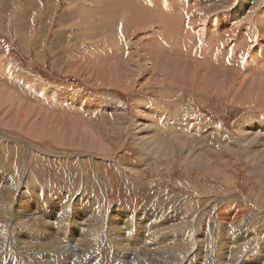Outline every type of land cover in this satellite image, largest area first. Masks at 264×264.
<instances>
[{
	"label": "rangeland",
	"instance_id": "rangeland-1",
	"mask_svg": "<svg viewBox=\"0 0 264 264\" xmlns=\"http://www.w3.org/2000/svg\"><path fill=\"white\" fill-rule=\"evenodd\" d=\"M121 1L114 0L115 11L109 12L106 0H0V91L14 94L18 103L41 116L37 127L32 122L20 129L0 124V235L12 231L5 225L18 228L12 224L10 202L46 192L43 197H59L55 203L70 205L64 211L67 219H77L74 212L83 218L91 211L94 222L109 218L133 238L136 230L130 223L143 214L161 222L160 232L187 236L180 239L188 242L178 245L189 251L175 253L172 264H228L219 253L222 240L230 238L232 244L225 248H233L239 258L230 264H258L264 249V76L254 73L259 68L264 72V0H167L163 7ZM186 12L199 15L191 29L181 25ZM137 35L146 40L136 41ZM128 43L132 50L127 57L96 52H116L117 45L126 51ZM148 44L167 57L154 71L141 62L150 73L140 74L128 91L76 74L94 77L92 73L116 65L129 69L131 53ZM205 49L216 51V63L226 68L214 64L215 70L203 73L192 55L172 56L198 51L199 63ZM101 57L109 61L99 63ZM220 77L212 83L216 90L204 86ZM245 95L253 99L251 105L239 104ZM151 143L170 151L164 157L158 149L154 155L147 149ZM51 199V216L60 217L59 205ZM98 228V247L77 261L108 259L105 253L115 235L108 236L104 223ZM198 240L200 254L193 253ZM16 244L0 245V264H46L52 249ZM119 255L111 253V260L136 264Z\"/></svg>",
	"mask_w": 264,
	"mask_h": 264
},
{
	"label": "bare ground",
	"instance_id": "bare-ground-1",
	"mask_svg": "<svg viewBox=\"0 0 264 264\" xmlns=\"http://www.w3.org/2000/svg\"><path fill=\"white\" fill-rule=\"evenodd\" d=\"M121 1V0H120ZM131 2H133V6L137 4L139 5H146L148 3H153L154 5H158L159 7H163L165 2H170L167 0H129ZM180 3H183L184 0H178ZM122 2V1H121ZM172 2V1H171ZM191 2V1H190ZM106 7L105 9H110L109 12L111 11H115L114 9V0H106ZM172 4V3H171ZM194 4V2L192 3ZM137 5V6H139ZM180 5V4H179ZM199 5V3H198ZM197 5V6H198ZM81 9H78L79 12L83 13V7L82 5ZM189 7V6H188ZM79 8V7H78ZM144 8V7H143ZM255 8V7H254ZM144 10H146V8H144ZM107 12V11H106ZM108 13V12H107ZM111 15V14H110ZM186 19L181 23V25L183 26V29L188 28L191 29V27H193L199 20V15L196 14L195 12H186ZM112 16H107V22L110 21V19L113 17ZM191 18L193 19V23L191 22ZM184 19V18H183ZM263 19H261L262 21ZM151 22V21H150ZM263 22V21H262ZM83 23V22H82ZM231 24H233V22H231ZM107 28L109 30L113 29V26L110 24H106ZM150 27V26H149ZM220 27V25H219ZM111 28V29H110ZM124 27H122L123 29ZM221 29H218L217 31H220ZM126 31V30H125ZM135 32V31H134ZM133 32V33H134ZM131 34V31L129 33V36ZM214 34V32L212 33ZM226 34V33H225ZM127 35V32H126ZM132 35V34H131ZM128 36V35H127ZM216 36V35H214ZM214 36L212 35V39H214ZM227 36V35H226ZM222 38L225 37V35L222 34L221 36ZM228 37V36H227ZM136 41L139 40H143V37H139V35H137L136 37ZM164 38V37H163ZM221 38V39H222ZM226 38V37H225ZM231 38V37H230ZM131 40V39H130ZM146 39H144L143 41H145ZM132 42V41H131ZM134 44V42H132ZM139 43V42H138ZM126 45V44H125ZM140 45V44H139ZM146 45V44H143ZM120 47V50L114 52L113 50H111L110 52H108L107 50H103V51H96L99 53H103L109 56L112 55H125L126 53V57L129 55V52L132 50V45H129L128 43V48L125 51V48L121 45H117L114 47ZM148 47H144V48H139V50L136 52V54H134V52L131 53L130 56H132V58L130 59L131 62V66L128 67L125 65V69L124 66L121 65H116L114 66L111 70H105L102 73L98 74L96 72V74L92 75L94 77H91L89 74L85 73V72H81V71H77L76 74L77 75H81L84 76L85 78L88 79V81H93L96 80L97 82H99L100 84H104L107 83L110 86H115V87H119L120 90H130L131 87L133 85H135L136 83L139 82V80H137V77L140 76V74L142 75L143 73H150V71L147 69V66H143L140 67L139 65H141L143 62H145L146 64L148 63V65H150V70L154 71V70H158L159 65L161 64V61L164 60L167 57V53L158 50V48L149 46V44L147 45ZM142 47V46H140ZM217 47V45L215 46ZM223 47V45H222ZM220 47V48H222ZM171 48V47H170ZM178 49V48H177ZM181 49V47H180ZM213 49V48H212ZM223 49V48H222ZM242 49V48H241ZM129 50V51H127ZM214 50V49H213ZM171 51V50H170ZM169 51V52H170ZM191 51V50H190ZM223 51V50H222ZM221 51V52H222ZM229 51V50H227ZM248 51V50H247ZM218 52V51H217ZM220 52V50H219ZM174 53V51H173ZM248 53V52H247ZM142 54V55H141ZM216 51L211 54V52L208 49H205L203 52V58L201 62L197 63V57L200 58V52L196 51V52H189L188 54H181V55H172V56H178L180 59H182L183 57L185 58L188 55H192L191 58L196 60L194 61V65H197L199 69H201V71L203 72L205 69L206 71L210 70V69H214V64H218L221 66H224L225 64L222 62V60L226 58H223L221 60V63L223 64H219L216 63ZM244 54V53H243ZM246 56V55H245ZM219 57V56H217ZM97 58V57H96ZM111 58V57H109ZM187 58V57H186ZM190 58V57H189ZM221 58V57H220ZM218 60H220L219 58H217ZM228 59V58H227ZM231 59V58H230ZM97 60V59H96ZM125 60V57H124ZM104 61H109L106 57H101V59L98 60L99 63H103ZM232 61V60H231ZM142 62V63H141ZM226 62V61H225ZM230 62V60H229ZM235 63V62H234ZM242 63V62H241ZM127 64V63H126ZM207 66H204V65ZM240 64V62H239ZM243 64V63H242ZM245 64V63H244ZM178 65V64H177ZM111 66V65H110ZM113 66V65H112ZM179 66V65H178ZM182 66V65H181ZM217 67V66H216ZM225 67V66H224ZM243 67V66H242ZM109 68V67H108ZM138 68V70H137ZM218 68V67H217ZM223 68V67H222ZM226 68V67H225ZM229 68V67H227ZM236 68V67H235ZM160 69V68H159ZM164 69V68H163ZM162 69V70H163ZM178 69V68H177ZM220 69V67H219ZM239 69V68H238ZM261 68H259L260 70ZM161 72H165L164 70ZM217 70V69H216ZM242 70V69H239ZM251 70L253 71V68H251ZM257 71L254 74H259L260 76H264V72L263 71ZM97 71V70H96ZM212 71V70H211ZM210 71V73H211ZM222 70H220L221 72ZM99 72V71H98ZM201 72V73H202ZM228 73L232 74L231 71H227ZM172 74V72H170ZM168 73V74H170ZM204 73V72H203ZM224 73V71L222 72ZM166 74V72H165ZM169 76H172V75ZM213 74V72H212ZM168 76V77H169ZM176 76V75H175ZM170 79H174L173 77H170ZM222 78L220 77L219 79H215L214 81L212 80H207L204 83V86L207 85L206 87L211 88L213 90H216V85ZM92 83V82H91ZM214 83V84H212ZM220 86H222L220 84ZM224 86V85H223ZM200 87V85L198 86ZM1 89V87H0ZM4 89V88H2ZM199 89H202L201 87ZM205 89V88H204ZM4 91V90H3ZM205 91V90H204ZM219 91V89H218ZM203 92V91H202ZM245 95L244 99L243 97L240 98V105H251L253 103V99L249 96ZM15 95L14 94H7L5 92L0 91V109L1 110V115H0V124L2 126H5L7 128H22L24 124L26 123H33V126L37 127L36 125L39 124V122L37 123V119L40 118L41 116L35 113V110L29 106H26L24 103V105H22L21 103H18L17 100H15ZM85 97V96H84ZM243 99V100H242ZM78 100V99H77ZM80 100V99H79ZM81 101V100H80ZM78 102V101H77ZM143 103V102H142ZM31 106V105H30ZM141 106V105H140ZM3 107V108H1ZM114 109V108H113ZM137 109V108H136ZM141 111V109H139ZM40 111V110H39ZM115 111V110H114ZM138 111V109H137ZM144 114V113H143ZM142 114V115H143ZM146 115V114H145ZM144 115V116H145ZM114 118V117H113ZM143 118V117H142ZM40 120V119H39ZM43 123V122H42ZM45 125V123H44ZM60 125V124H59ZM32 126V129H33ZM62 126V125H61ZM60 126V128H61ZM74 126V124L72 125ZM105 126V125H104ZM31 127V126H30ZM34 127V128H35ZM41 127V125H40ZM39 127V129H40ZM46 127V126H45ZM57 127V125H56ZM71 127V126H70ZM49 128V127H48ZM53 128H55V126H53ZM58 128V127H57ZM66 128V127H65ZM24 129V128H23ZM37 129V128H36ZM33 130L34 133L37 130ZM46 129V128H45ZM70 130V128H68ZM73 129V128H72ZM71 129V130H72ZM43 130V128H42ZM54 130V129H53ZM57 130V129H56ZM20 131V130H19ZM22 131V130H21ZM24 131V130H23ZM29 131H32L31 129ZM41 131V130H40ZM48 131V129H47ZM59 131V129H58ZM42 132V131H41ZM39 133L42 134V133ZM44 132V131H43ZM79 132V131H78ZM252 132V131H251ZM61 133V132H60ZM70 133V132H69ZM82 133V132H81ZM53 134V132L51 133ZM44 135V134H42ZM6 136V135H5ZM4 136V137H5ZM34 137V135H32ZM41 136V135H40ZM39 136V137H40ZM38 137V136H37ZM145 139H148L145 138ZM149 140V139H148ZM246 140V139H245ZM257 140V139H256ZM254 140V142L256 141ZM3 141V140H2ZM243 141V140H242ZM247 141V140H246ZM259 141V140H258ZM258 141L256 142V144L258 143ZM78 142V140H77ZM150 142V141H149ZM160 142V141H159ZM157 142V143H159ZM182 142V141H181ZM252 142V141H251ZM59 144L60 140L58 141ZM142 143V142H141ZM185 143V142H184ZM244 143V142H243ZM242 143V144H243ZM97 144H104L102 143V141H97ZM146 144V143H145ZM153 143H151V145L148 146L147 149H149V152H155L154 155L156 153H158L157 151H159L158 149H160L161 147H159L160 144L154 145V147L152 146ZM67 146H71V144H65ZM142 145V144H141ZM170 145V144H169ZM173 145V144H172ZM183 145V143H182ZM258 145V144H257ZM256 145V146H257ZM143 146H144V142H143ZM146 146V145H145ZM171 146V145H170ZM169 146V147H170ZM232 146V145H231ZM259 146V145H258ZM172 147V146H171ZM261 146H259L260 148ZM95 148V147H94ZM100 150H99V149ZM95 148L99 151H105L104 148ZM234 149V147H233ZM29 150V149H28ZM174 150V149H172ZM163 153V156L165 153H168L170 150L168 149H160V153ZM107 152V151H106ZM105 153V152H104ZM159 153V154H160ZM173 153V152H172ZM175 153V152H174ZM173 153V154H174ZM237 153V152H236ZM27 155V154H26ZM153 155V156H154ZM166 155V154H165ZM33 156V155H32ZM194 156V155H193ZM197 155H195L194 157H196ZM31 157V156H30ZM165 157V156H164ZM192 157V155H191ZM44 158V157H43ZM162 158V157H161ZM188 158V157H187ZM197 158V157H196ZM155 159V158H154ZM198 159V158H197ZM264 159V158H263ZM172 160V159H171ZM30 161V160H29ZM171 162V161H170ZM199 162V161H198ZM197 162V163H198ZM95 165V164H94ZM197 165V164H196ZM99 166V165H97ZM84 167V166H83ZM29 168V166H28ZM27 168V169H28ZM133 171V170H132ZM134 174V173H133ZM26 175V174H24ZM137 177H140L139 174ZM22 181V180H21ZM2 182V181H1ZM9 183V182H8ZM6 184V183H5ZM13 184V183H11ZM7 185V184H6ZM11 186V185H10ZM1 187V186H0ZM22 187V186H20ZM12 188V187H11ZM4 189V187L2 188ZM8 189H10L8 187ZM18 190V189H17ZM5 191V190H4ZM6 192V191H5ZM9 192V191H8ZM44 192V191H43ZM14 193V192H13ZM11 194V193H10ZM17 194V193H16ZM15 194V195H16ZM25 194V192H24ZM33 194V193H32ZM3 195V192L1 191L0 188V196ZM7 195V194H6ZM44 195H46V192L42 195V196H35L32 195V200L29 199L26 195H22L23 197H20V199H17V202L15 203V201L10 202V211L12 213L13 216V225H15V227H18L17 229H12L10 228V226L5 225L4 229H11L12 231H5L0 235V245L4 244L5 242H9L13 247L16 246V243H22V244H28L27 247L30 248H36L37 246H42V247H50L51 246V250H49L48 256L46 258V264H124V263H119L116 262L113 259V257H111V253L114 252V255H119L120 259H122L121 257L125 255V258L127 257L128 260L130 262L133 263V260L135 261L134 263L136 264H144V262H151L154 264H157L158 262H165L166 264H172L173 262H175V260L177 261V257L175 256V253L178 252H185L187 253L189 251V249H185L182 248V245H178L179 241H184L186 242L187 239L182 240L180 238H186L187 236H180V234H171V235H167L166 232H160L159 229L161 228V222H154L153 220L147 218L145 215L140 214L139 216H136L137 218L130 223L135 230H136V235L133 236L132 238V234L127 237L128 235H125L126 232H124V229H121V226H114V223L112 222H108V220H110L109 218L103 219L101 222L104 223L106 229L107 230V234L108 236L110 235L111 237H113V235H115L114 238L109 242V246H110V250L107 254L109 257L108 259L105 257H102L101 259H107L108 263L103 262L101 259L97 260L95 259L94 261L92 260V257L88 258L87 260H84L82 262H79L76 259L81 260V256L82 254H86L88 253L90 250H92L93 248H95V246L98 247V239L96 238V230H98L99 226L102 224L100 223L99 219L98 221L95 222L93 221L94 218L89 217V212L92 214H94V212H87V216L83 217V218H78L80 216V213L77 212V216H76V212H74L75 214H73L72 217H75L77 219H67L65 217V212L64 211H68L70 210V205L67 203H55L54 199H59L58 198H47V197H43ZM17 196V195H16ZM21 196V195H20ZM4 197V196H3ZM9 197V196H8ZM6 198V196L4 197ZM10 198V197H9ZM13 198V197H12ZM50 199L52 200V202H54L56 205L58 204L59 207L56 206V210L57 213L59 214L61 212L60 217L59 216H51L53 215L52 211L53 209H50L52 211L49 210V204H50ZM201 199V198H199ZM215 199V198H214ZM86 200V199H85ZM217 200V198H216ZM92 201V200H91ZM206 201V200H205ZM8 203V202H7ZM9 203V204H10ZM92 203V202H91ZM200 203V202H199ZM219 203V202H217ZM225 203V202H224ZM74 204V203H73ZM206 204V203H205ZM230 204V203H229ZM83 205V204H82ZM108 205V204H107ZM211 205V204H210ZM216 205V204H215ZM233 204H231L232 206ZM2 206V204L0 205ZM76 206V204H74V207ZM94 206V205H93ZM97 206V205H96ZM3 207V206H2ZM7 207V206H6ZM103 207V206H102ZM215 207V206H214ZM220 207V206H219ZM91 208V207H90ZM204 208V207H203ZM229 208V207H228ZM2 209V208H1ZM4 209V208H3ZM108 209V208H107ZM124 210V209H123ZM195 210V209H194ZM237 210V209H235ZM2 211V210H1ZM103 211V210H102ZM136 211V209L134 210ZM99 212V211H98ZM112 212V211H111ZM6 213V212H5ZM67 213H70L67 212ZM66 213V214H67ZM106 212L104 211V214ZM233 213V212H232ZM71 214V213H70ZM92 214V215H93ZM102 214V213H101ZM237 214V213H236ZM257 214V213H255ZM259 214V213H258ZM56 215V214H55ZM69 215V214H68ZM91 215V216H92ZM96 215V214H95ZM106 215V214H105ZM263 215V214H262ZM41 216V218H40ZM100 216V215H98ZM222 217L224 215H221ZM1 217V216H0ZM9 217V216H8ZM94 217V216H93ZM104 217V216H103ZM102 217V218H103ZM196 217V216H194ZM226 217V216H225ZM70 218V217H69ZM231 218V217H230ZM228 218V219H230ZM237 218V217H236ZM262 218H264L262 216ZM3 219V218H2ZM115 219V218H114ZM250 219V218H249ZM249 219H246L249 220ZM257 219V218H256ZM260 219V218H259ZM101 220V219H100ZM232 220V218H231ZM12 221V220H11ZM113 221V220H112ZM256 221V220H255ZM257 221H259L257 219ZM240 222V221H239ZM244 222V221H243ZM119 223V222H118ZM125 223V222H124ZM223 223V222H222ZM247 223V222H246ZM244 224V223H243ZM252 224V222H251ZM254 224V223H253ZM70 225H73V227H70ZM87 226H91L92 228H87ZM120 225H122L120 223ZM227 225V224H226ZM236 225V224H235ZM249 225V224H248ZM69 226V227H68ZM125 224L122 225V227H124ZM244 226V225H243ZM259 226V225H258ZM75 227V228H74ZM130 227V226H127ZM249 227V226H248ZM95 228V229H94ZM97 228V229H96ZM245 228V227H244ZM256 228V227H255ZM260 228V227H259ZM246 229V228H245ZM198 230V227H197ZM100 231V230H99ZM98 231V232H99ZM102 231V230H101ZM130 231V230H129ZM247 232V231H246ZM97 233V232H96ZM250 233V231H249ZM200 235V234H198ZM99 238V235H97ZM203 236V235H202ZM102 238V237H101ZM107 238V237H106ZM105 238V239H106ZM239 238V237H238ZM252 239V237H250ZM108 239V238H107ZM231 239V238H230ZM226 239V240H222L221 242V247H220V260L223 263H228L230 264L231 260L234 259H239L237 258V256H235L234 254H236V252H234L233 248H225V246L227 244H232V242ZM255 239V238H254ZM103 240V239H102ZM28 241H32L31 243H28ZM104 241V240H103ZM102 241V242H103ZM188 242V241H187ZM241 242V241H240ZM106 243V240H105ZM103 243V244H105ZM200 241H196V247L195 250L193 251V253H198L200 254ZM238 243V242H237ZM182 244V243H181ZM100 247V246H99ZM234 247V244H233ZM2 248V247H1ZM264 248V247H263ZM96 249V248H95ZM94 249V250H95ZM98 249V248H97ZM102 249V248H100ZM115 249V250H114ZM105 250V248L103 249ZM102 250V251H103ZM107 250V248H106ZM105 250V251H106ZM239 250V249H238ZM93 252V251H92ZM107 252V251H106ZM260 254H258V258H257V262L258 264H264V249L259 252ZM91 254V253H90ZM97 254V253H96ZM99 254V253H98ZM97 254V255H98ZM124 254V255H123ZM238 254V253H237ZM17 254L13 253V256H11V260H13L15 262L16 260V256ZM96 255V256H97ZM100 255V254H99ZM98 255V256H99ZM184 255V254H183ZM243 255V253L241 254ZM240 255V256H241ZM248 255V254H247ZM85 256V255H84ZM88 256V255H87ZM101 256V255H100ZM100 256L98 258H100ZM114 256V257H115ZM245 256V255H244ZM86 257V256H85ZM215 257V256H214ZM239 257V256H238ZM257 257V256H256ZM97 258V257H96ZM85 259V258H84ZM179 260V259H178ZM78 263H77V262ZM245 261V260H244ZM199 261L197 260V263ZM238 262V261H237ZM164 263V264H165ZM176 263V262H175ZM196 263V262H195ZM14 264V263H13ZM45 264V263H44ZM127 264V263H126ZM129 264V263H128ZM131 264V263H130ZM199 264V263H198ZM243 264H252L251 262H243Z\"/></svg>",
	"mask_w": 264,
	"mask_h": 264
}]
</instances>
